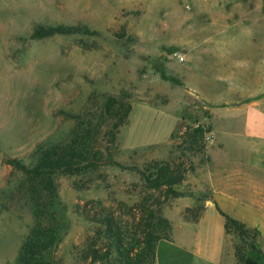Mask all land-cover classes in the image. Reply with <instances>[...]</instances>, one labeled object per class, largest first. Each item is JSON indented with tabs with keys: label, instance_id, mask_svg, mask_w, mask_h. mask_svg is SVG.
Here are the masks:
<instances>
[{
	"label": "rangeland",
	"instance_id": "1",
	"mask_svg": "<svg viewBox=\"0 0 264 264\" xmlns=\"http://www.w3.org/2000/svg\"><path fill=\"white\" fill-rule=\"evenodd\" d=\"M208 7L207 0H0V264H15L35 222L55 229L52 264H155L141 258L146 237L169 236L180 200L200 201L186 211L197 213L204 195L192 191L191 177L204 173L208 124L178 72L183 48L200 37L197 20L229 27ZM57 24L95 34L31 38L35 27ZM255 25L264 29V19ZM47 144L75 145L95 167L57 174L47 190L6 163L29 166ZM166 175L178 183L154 187ZM251 243L232 231L226 248L250 255Z\"/></svg>",
	"mask_w": 264,
	"mask_h": 264
},
{
	"label": "crops",
	"instance_id": "2",
	"mask_svg": "<svg viewBox=\"0 0 264 264\" xmlns=\"http://www.w3.org/2000/svg\"><path fill=\"white\" fill-rule=\"evenodd\" d=\"M207 1L211 16L229 19V27L226 20H197L200 40L183 48L178 72L211 134L204 173L191 177L204 201L193 216L186 211L200 201L177 202L169 236L156 243L155 264H237L218 209L258 231L264 255V29L255 25L264 19V0Z\"/></svg>",
	"mask_w": 264,
	"mask_h": 264
},
{
	"label": "trees",
	"instance_id": "3",
	"mask_svg": "<svg viewBox=\"0 0 264 264\" xmlns=\"http://www.w3.org/2000/svg\"><path fill=\"white\" fill-rule=\"evenodd\" d=\"M78 33L86 35L95 34V32H91L83 26H66L63 24H57L47 27H35L31 34V38L43 39L54 35H72ZM73 144L76 143L74 142ZM34 157V163L29 166L24 164L21 160L16 159H8L6 160V163L21 171L34 186H39L47 190H53L54 186L52 178L57 174L75 175L80 174L89 168L95 167V157H91L90 159L86 155V152L78 149L75 145H70L68 147H59L58 145L49 144L39 146L34 153ZM178 181L179 178L174 180L168 175L160 176L155 180L154 187H170L178 183ZM218 212L225 218L224 228L226 234H230L233 231L239 239L251 238L252 248L250 255H244L239 247L235 248L234 254L237 264H261V262L253 257L254 255H258L260 258H264V255H262L260 248L257 245L258 242H256L259 236L258 231L246 228L242 223L228 217L219 209ZM109 229L111 230V228ZM118 235L119 233L117 234L116 239L120 241L121 237ZM160 239L162 238H157L154 242L152 237H146L141 248V258L150 256L152 262L155 263V246ZM57 244L58 240L55 229L51 226L43 225L41 222H35L30 229L29 234L21 244L15 264H52L53 254H55ZM91 255L94 261L98 259V252L93 251ZM139 258L140 256H138L136 260ZM132 260H135V258Z\"/></svg>",
	"mask_w": 264,
	"mask_h": 264
},
{
	"label": "built area",
	"instance_id": "4",
	"mask_svg": "<svg viewBox=\"0 0 264 264\" xmlns=\"http://www.w3.org/2000/svg\"><path fill=\"white\" fill-rule=\"evenodd\" d=\"M180 60L182 61V58H180ZM200 124H197V127H199ZM205 139L210 141L211 140V134H209V132L205 133Z\"/></svg>",
	"mask_w": 264,
	"mask_h": 264
}]
</instances>
